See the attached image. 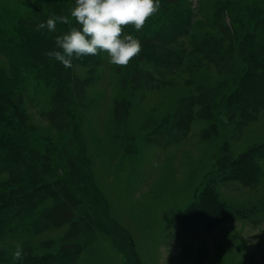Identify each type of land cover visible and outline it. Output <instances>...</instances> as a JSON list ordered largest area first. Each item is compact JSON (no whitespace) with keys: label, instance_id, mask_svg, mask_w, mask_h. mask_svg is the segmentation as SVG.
<instances>
[{"label":"rangeland","instance_id":"1","mask_svg":"<svg viewBox=\"0 0 264 264\" xmlns=\"http://www.w3.org/2000/svg\"><path fill=\"white\" fill-rule=\"evenodd\" d=\"M74 4L0 0V264H264V0H160L127 67L66 68L37 25Z\"/></svg>","mask_w":264,"mask_h":264},{"label":"clouds","instance_id":"2","mask_svg":"<svg viewBox=\"0 0 264 264\" xmlns=\"http://www.w3.org/2000/svg\"><path fill=\"white\" fill-rule=\"evenodd\" d=\"M160 7V0H75L69 15L53 14L37 25V31L46 28L55 32L57 23L69 25L65 34L55 38L57 50L46 53L66 68L73 66L74 58L101 53L106 54L109 64L127 67L143 46L135 35L125 33L124 27L131 25L141 32ZM73 21L77 26H72ZM24 256L23 244L17 242L12 258L20 261Z\"/></svg>","mask_w":264,"mask_h":264},{"label":"trees","instance_id":"3","mask_svg":"<svg viewBox=\"0 0 264 264\" xmlns=\"http://www.w3.org/2000/svg\"><path fill=\"white\" fill-rule=\"evenodd\" d=\"M185 28V27H184ZM183 28V29H184ZM193 47H194V49H198L196 46H195V42H194V44H193ZM251 84V83H250ZM249 84V85H250ZM247 94V98H245V100L246 99H249V97H248V95H249V93L247 92L246 93ZM206 205L208 206V208H210L211 210H215V211H218V209L214 206V205H216L215 204V202L213 201V199H211V198H207V200H206Z\"/></svg>","mask_w":264,"mask_h":264}]
</instances>
